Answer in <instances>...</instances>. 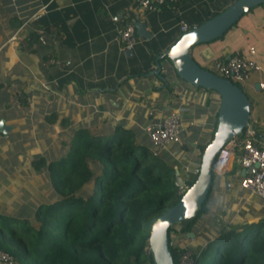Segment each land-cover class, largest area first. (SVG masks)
Returning a JSON list of instances; mask_svg holds the SVG:
<instances>
[{"label": "crops", "instance_id": "obj_1", "mask_svg": "<svg viewBox=\"0 0 264 264\" xmlns=\"http://www.w3.org/2000/svg\"><path fill=\"white\" fill-rule=\"evenodd\" d=\"M233 1L179 0L143 11L134 0H0V118L10 126L0 133V214L26 216L38 203L55 199L46 166L37 171L32 162L64 153L75 130L100 135L115 126L131 128L148 146L144 127L177 108L183 111L179 142L167 152L187 147L175 165L180 180L182 166L197 163L199 145L210 139L219 96L170 71L165 80L149 73L157 55L183 33L179 21L197 26ZM136 20L145 23L147 37L135 32ZM128 23L134 43L123 49L115 29ZM249 47L260 68L243 81L250 102L248 130L264 146V3L242 14L221 37L192 46L190 54L209 69L213 60ZM214 176L209 212L212 207L216 215L224 211L226 224L264 218V199L239 188L242 169L235 155ZM188 237V246H199L193 233Z\"/></svg>", "mask_w": 264, "mask_h": 264}, {"label": "trees", "instance_id": "obj_2", "mask_svg": "<svg viewBox=\"0 0 264 264\" xmlns=\"http://www.w3.org/2000/svg\"><path fill=\"white\" fill-rule=\"evenodd\" d=\"M206 143L198 147L197 162ZM148 147L131 128L115 126L111 133L100 135L75 130L64 153L47 162L43 156L32 162L37 171L46 166L55 199L38 203L26 216L0 214V250L15 264H152L149 230L181 195L175 165L179 151L187 147L161 156L152 155ZM214 175L196 216L178 223L183 237L190 241L186 233H193L194 245L200 246L197 254L188 248L192 264H199L200 258L205 264H264L263 217L239 230L218 231L212 225L216 211L212 207V215L206 212ZM201 216L209 234L204 241L196 232ZM170 229L168 246L177 264L187 247L182 242L171 244ZM208 248L211 253L205 257L203 250Z\"/></svg>", "mask_w": 264, "mask_h": 264}, {"label": "water", "instance_id": "obj_3", "mask_svg": "<svg viewBox=\"0 0 264 264\" xmlns=\"http://www.w3.org/2000/svg\"><path fill=\"white\" fill-rule=\"evenodd\" d=\"M262 3L264 0L233 1L218 14L183 32L173 44L157 55L155 67L149 73L165 80L164 75L170 71L185 82L195 87L213 90L219 96L215 126L210 139L201 152L198 171L193 182L180 195L175 204L152 221L147 238L152 264H174L168 246L167 229L173 224L196 216L208 193L214 159L220 147L231 138L241 135L243 129L251 128L249 123L250 102L245 93L231 80L199 66L191 57L190 49L194 45L221 37L242 14ZM133 25L138 35L148 36L145 31V23L136 20ZM254 88H257L256 84ZM9 128L10 126L4 124L0 118V133L8 132ZM255 166L245 171L242 169V175L245 172H253ZM224 214V211H221L213 222V226L219 230L223 228L239 230L253 222L226 224ZM191 234L188 232L186 235L191 236ZM198 248L200 246H196L194 249L196 254Z\"/></svg>", "mask_w": 264, "mask_h": 264}, {"label": "built area", "instance_id": "obj_4", "mask_svg": "<svg viewBox=\"0 0 264 264\" xmlns=\"http://www.w3.org/2000/svg\"><path fill=\"white\" fill-rule=\"evenodd\" d=\"M136 6L143 11L156 10L164 4H172L179 0H134ZM195 26H188L185 22L179 21L180 31L185 32ZM134 28L132 23L123 25L115 29V37L123 49H130L134 43ZM39 41L44 43L42 35ZM255 50L249 47L246 53L235 54L224 59H215L211 62L209 70L218 76L227 78L232 82H243L252 71L258 70L260 67L253 59ZM49 62L57 63L53 59ZM44 89L50 90L48 84H43ZM259 87H263L259 83ZM182 109L177 108L168 113L160 122H153L144 127V132L149 143L152 155L161 156L168 151L171 144L179 142L181 131ZM246 136L241 138L233 137L224 145H222L215 156L213 164V172L222 174L227 160L235 155V162L244 171L252 168L253 172H245L238 181L239 188L246 191L259 199H264V146H259L250 137L251 132L247 129ZM238 148V151H236ZM177 150L170 151L171 155H175ZM237 152V153H236ZM198 164L189 162L182 166L184 172L180 180H175L177 193L182 194L187 188V181L192 179L198 171ZM170 236V235H169ZM11 261L10 255L0 250V262L6 263ZM177 264H192V258L187 248L180 254Z\"/></svg>", "mask_w": 264, "mask_h": 264}, {"label": "rangeland", "instance_id": "obj_5", "mask_svg": "<svg viewBox=\"0 0 264 264\" xmlns=\"http://www.w3.org/2000/svg\"><path fill=\"white\" fill-rule=\"evenodd\" d=\"M235 84L239 87V88H241V90L244 92L245 90H244V82H235ZM245 93V92H244ZM248 94V93H247ZM245 95H246V93H245ZM247 96V95H246ZM249 96V95H248ZM248 98V97H247ZM149 148V147H148ZM89 164H91V162L89 161ZM214 182H215V176H213V180H212V184H211V190H210V192H209V195H210V193H212V190H213V185H214ZM211 199V198H210ZM209 204H207V207H208V210H207V214L209 215V206H208ZM210 215H212V214H210ZM209 215V216H210ZM217 215L215 214V216H214V219H215V217H216ZM202 218H204L203 216H201V218H199L197 221H196V224H197V226H198V228L196 229V232H197V234H199L200 235V237L203 239V241L204 240H207L208 239V237H209V234L207 233V230H206V228H205V226H204V224H206V222H205V218L202 220ZM208 219V218H207ZM214 219L212 220V224H213V222H214ZM202 221V222H201ZM217 229V228H216ZM218 231H219V229H217ZM187 234V233H186ZM169 235H170V239H171V244H173V245H177L179 242H182V243H184L185 244V246L187 247V249L189 248L190 250L191 249H195V247L196 246H194L193 248H192V244L190 243V247L188 246V244H189V240L188 239H186V238H184L183 237V235H182V233H180L179 232V224L178 223H176V224H173L172 226H171V229H170V231H169ZM187 236V235H186ZM185 247V248H186ZM198 250H199V248H198ZM203 252L205 253V257H208L209 256V254L211 253V249L210 248H208V249H206V250H203ZM205 262H206V260L205 259H201L200 258V262H199V264H205Z\"/></svg>", "mask_w": 264, "mask_h": 264}]
</instances>
